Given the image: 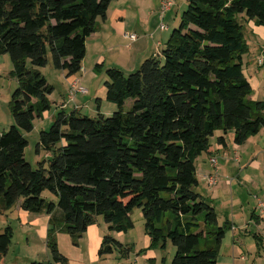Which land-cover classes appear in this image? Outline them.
Listing matches in <instances>:
<instances>
[{"label": "trees", "instance_id": "16d2710c", "mask_svg": "<svg viewBox=\"0 0 264 264\" xmlns=\"http://www.w3.org/2000/svg\"><path fill=\"white\" fill-rule=\"evenodd\" d=\"M111 2L0 0V56L10 57L18 84L9 103L14 124L0 135V213L21 202L28 213L50 216L47 248L55 263L68 264L58 233L78 246L99 217L110 232L128 233L140 209L149 250L170 241L172 264H217L228 226H219L215 209L196 190V161L218 132V144L226 146L234 132L243 145L264 128V99H250L243 64L249 48L238 21L244 15L264 25V0H189L161 57L129 75L106 70L107 100L118 111L92 118L62 109L40 133L37 152L49 156L34 168L22 132H32L51 109L54 91L37 69L51 62L68 78L79 74L87 40L97 20L107 19ZM128 100L133 106L125 113ZM13 238L11 226L0 229V257ZM115 251L130 252L105 236L99 255Z\"/></svg>", "mask_w": 264, "mask_h": 264}, {"label": "crops", "instance_id": "0c3cea01", "mask_svg": "<svg viewBox=\"0 0 264 264\" xmlns=\"http://www.w3.org/2000/svg\"><path fill=\"white\" fill-rule=\"evenodd\" d=\"M161 1L112 0L107 19L97 20V31L87 40V53L81 75L78 76L79 73L66 78L70 89L74 84L81 87L86 84L94 96L104 101L107 94L106 81L103 87H98V83L96 89L95 86L91 87L90 80L85 79L97 78L109 68L119 69L129 75L137 71L145 60L161 57L172 34H169L168 26L167 30L160 28L166 18L160 16ZM188 3L189 0H173L172 10L167 14L178 16L181 13L182 16ZM242 17L246 22L243 31L249 48V52L243 57L244 72L253 90L250 99L258 101L264 99V25L246 20L244 15ZM130 35H136L137 39H130ZM7 61L6 55L0 56V135L14 124L9 108L11 99L9 100L10 95L7 93L10 90L12 95L14 91L7 86H13L16 79L12 77L13 67L11 68ZM90 93L88 91V95ZM101 103L100 113L106 115L105 111H102L104 106ZM64 106L62 105L66 110L68 106ZM74 106V110L80 111L82 108V104L77 101ZM220 135L218 132L213 138L209 152L204 154L207 158L202 155L196 161L199 179L196 190L215 209L219 226H228L222 239L217 264H264V214L260 211V203L264 204V128L243 145L235 143L234 132L228 133L226 146L220 145L217 143V137ZM212 157L218 159V183L215 186H210L206 179L215 173L210 163ZM0 214L5 224L10 220L14 221L15 217L17 229L26 236L25 240H18L19 248L13 251L14 257L10 259L11 244L8 254L0 257V264H60L53 262V259H49L47 263L37 261L41 255L37 252L40 249H32L42 244V253L50 255L47 248L50 216L28 213L21 208V202ZM105 234L97 220L96 224L88 228L78 246L73 244L68 234L58 233V248L68 259V264H106V256L99 255L103 239L107 236ZM24 242L27 246L21 245ZM145 243L144 250L137 253H143L141 255L144 262L140 264H157L158 249L149 250L151 240L148 236ZM62 244H65L66 252L62 251ZM126 248L130 251L129 255L132 249L128 246Z\"/></svg>", "mask_w": 264, "mask_h": 264}, {"label": "rangeland", "instance_id": "374dc122", "mask_svg": "<svg viewBox=\"0 0 264 264\" xmlns=\"http://www.w3.org/2000/svg\"><path fill=\"white\" fill-rule=\"evenodd\" d=\"M170 14H167L166 18L163 20L164 21L163 23L169 27V31H168L169 34H171L175 28L179 27L180 21H181L180 20L181 13L178 16H174ZM238 21L245 28L246 22L244 21L242 15L238 16ZM6 56H7V60H8L7 62L9 63V66L12 68L13 65L11 63L10 57L8 55ZM37 70H39L46 77L48 83L54 88V91L49 96V99L51 102V109L48 112L44 113L41 118H37L34 121V129L32 132L30 133L22 132L23 135L27 138L28 143H29L26 149L25 158L28 161V163H30L34 168L38 167L39 162L48 160V156H46L47 155L46 151L41 150L40 153L37 152V145L39 143L40 133L42 131L50 130L56 115L62 109H64L62 105H65L64 107L68 106V108H66L65 111L68 113H71L75 109L74 103L77 101V103L82 104V108L80 110L81 114L92 117V118L96 117L101 112L99 111L101 102H102L101 105L103 104L104 106L102 111H105L106 116H112L116 111H118L117 106L107 100V96H106V100L100 101L99 97L94 96V94H92V90L89 89V87L86 84H84V88H86L91 93L89 95L88 94L82 95L78 93L76 94V96H74L75 100L74 102H72L71 89L66 79L67 75L66 74L63 75L62 71L54 69L51 62L45 68H38ZM80 75L81 73L78 76ZM108 79L109 78L106 75V71L104 70V73L102 75L101 74L98 75L97 78L90 79L88 77L87 79H85V81L90 80L91 85H92L91 87L93 88L95 86V88L97 89L98 87H103L104 82L107 81ZM14 82H15L14 84L12 83L13 86H7V88L10 89L11 87V90L15 91L18 87V84L16 80ZM98 83L100 86L97 87ZM7 93L10 95L9 96V100H10L12 96L10 94V90ZM132 106H133V101L128 100L124 107V112L125 113L129 112ZM203 158H207V157H205L204 155ZM44 196L47 197L48 199L55 200V197L48 191L44 193ZM1 216L2 215L0 214V227L2 229L7 226H12L14 230H17L16 232L14 231V238L12 241L11 253L9 254L10 259H11L12 257H14L12 254L13 251L19 248L18 240H25L26 236L20 233L19 230L17 229L18 225H17V222L15 221L16 219L15 217H13L14 221L10 220L8 224H5L4 219ZM131 218H132V221L134 222L135 227L132 230H130L128 233H123V234H119L117 232L109 233L110 231H108L109 228H108V225L105 223L104 218L103 217L98 218V222L101 226L102 231L103 232L105 231L106 233L105 235L112 236L113 238L121 242L123 245H126V247L128 246L130 249H132L131 253L127 257H123L122 252H119V251H115L113 254L106 255V260L104 261L106 262V264H137V263L140 264L141 262H144L142 260L143 256L141 255L143 253H141L140 255L137 254L140 250H144L145 245H146L145 239L147 235L145 232V221L143 218L142 211L140 209H135L131 215ZM24 243H21V245L27 246V244L25 243L24 245ZM43 248H44V245L42 244L36 247H32L33 250L40 249L37 251V252H40L41 254L38 256L37 261H42L41 263L43 262L47 263L49 262V259L50 261L52 259L51 253L49 251L48 254L50 255L48 256L50 258H48L46 254L44 255L42 253L44 250ZM65 249H66L65 244H62V251L66 252ZM175 253H176V248L173 246V244L170 241H168L167 247L165 249L157 250V254H158L156 257L157 264H172ZM20 254L21 255L23 254V249L20 251Z\"/></svg>", "mask_w": 264, "mask_h": 264}, {"label": "built area", "instance_id": "2783aa9c", "mask_svg": "<svg viewBox=\"0 0 264 264\" xmlns=\"http://www.w3.org/2000/svg\"><path fill=\"white\" fill-rule=\"evenodd\" d=\"M173 7V1L172 0H162L161 1V7H160V16L161 18H164L168 12L172 10ZM161 30H167V26L165 24H161L160 26ZM130 39L136 40L137 36L136 35H130ZM82 94V95H87L88 90L84 87L77 86L74 84L71 88V100L74 102L76 94ZM211 166L215 169V173L213 175H209L206 177L208 183L210 186H215L218 183V178H217V165H218V159L216 157H212L210 159ZM260 211L264 214V204L260 203Z\"/></svg>", "mask_w": 264, "mask_h": 264}]
</instances>
